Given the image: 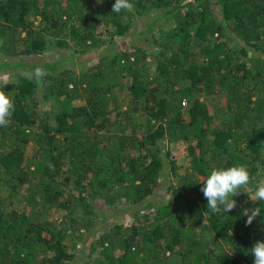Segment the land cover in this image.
Listing matches in <instances>:
<instances>
[{"label":"trees","instance_id":"trees-1","mask_svg":"<svg viewBox=\"0 0 264 264\" xmlns=\"http://www.w3.org/2000/svg\"><path fill=\"white\" fill-rule=\"evenodd\" d=\"M130 2L132 12L115 13V0H0V50L10 58L43 54L49 34L55 47L74 46L81 55L106 44L101 25L123 36L138 9L171 7L164 17L180 11L174 28L150 29L154 72L137 44L80 71L49 72L48 94L61 103L53 119L30 78L0 88L15 106L11 123L0 127V264H70L88 242V264H172L173 256L176 264H253L250 249L264 240V220L259 230L247 224L246 189L233 197L231 212L212 213L201 188L213 168L245 164L251 182L264 163V0H206L201 9L189 0ZM199 92L224 93L219 123ZM181 96L190 97L186 105L175 103ZM101 132L110 133L108 143ZM163 140L187 144L190 168L152 218L149 197L166 158L176 170ZM23 191L28 212L10 205ZM99 202L149 212L141 219L136 211L130 227L101 231ZM253 207L264 214V201ZM53 208L66 210L70 224L52 219Z\"/></svg>","mask_w":264,"mask_h":264},{"label":"rangeland","instance_id":"rangeland-1","mask_svg":"<svg viewBox=\"0 0 264 264\" xmlns=\"http://www.w3.org/2000/svg\"><path fill=\"white\" fill-rule=\"evenodd\" d=\"M189 1H193L190 6L192 9H201L206 5V0ZM208 6L215 12L217 9H219L213 3L208 2ZM167 9H171V7H146L138 9L141 12V15L138 14L133 21H131L132 19L130 17L125 18V20L131 21L132 29L128 34L123 36L113 35L114 37H112L110 36V32L108 33V30H106V28L101 25L97 32L102 39H105L106 44L100 48H92L81 55L77 53V51L74 52L75 47L73 46L71 40L69 41L73 46V50L55 47L57 36L51 34L48 35L49 48L41 55L30 56L26 58H10L7 55L5 56L0 50V88L9 85L10 83H16L20 81L21 78H30L40 89L39 95L42 99V107L44 111L49 115L50 119H53L55 113L58 111V109H60L61 103L60 98H57L54 94H48L49 79L47 77L49 72H53L56 68H74L76 71H80L82 68L86 69L89 66L97 64L101 57H105L106 55L109 57L114 56L117 49L131 50L133 45L137 44L148 50L146 56L144 58H140L141 63H144L150 68L151 72H154L156 67V58L155 53L152 52L151 49L154 44L151 39L150 29L153 26H156L155 28L157 29L160 25L164 26L166 29H172L175 27L180 16V11H176L175 13L171 12L168 17H164V15L169 12ZM217 12L219 13V11ZM29 18L33 20L36 25L39 24V17L31 14ZM110 39H113V43L111 44H109L111 41ZM231 45L236 47V43L234 41H231ZM37 67L43 69V72L39 75L35 72ZM182 85L184 84L180 83L178 86L181 88ZM174 96H171L170 98ZM198 96L207 102V104L210 106L211 113L214 116L216 123H219V115L224 110L226 105V97L224 93H218L214 96H206L204 92H199ZM189 99L190 97L181 96V98L177 99L175 103L185 100L188 102ZM129 127L131 129V123L129 124ZM99 139H101L103 143H108L110 140V133L101 132L99 134ZM159 147L161 148L163 154L169 152L170 160L175 162L174 165L176 170L172 169L173 164L171 165L169 159L166 158L164 173L160 182V186L155 190L154 194L149 197V200L153 204V208L151 210L152 213L149 214L152 218L155 216L153 212L155 208L160 207L171 200L172 191L170 188L172 186H177L181 182V177H183L190 168L186 143L179 141L169 144L166 140H163L160 142ZM260 184H264V163L262 162H259V170L253 177V180L250 182L249 187L254 190L255 187ZM246 192L244 204L247 202V206H245V212H247L248 209H251L252 203H254L252 200L254 198L253 192H248L247 189ZM10 205L21 212H28L31 210V207L28 206L24 200V191L21 194L15 196L11 200ZM98 205L100 206V212L102 215L100 216L99 224V230L101 231L106 228L111 230L112 226L115 224L122 225L123 228L130 227L136 220V217L134 216L136 211L140 210L141 219H145L144 215L142 214L149 212L143 207L128 208L124 204H121L118 210H115L112 207H107L101 202H99ZM50 215L52 219L57 220L58 224L61 223V221H63L62 223L64 224H70L66 210L53 208L50 211ZM205 218L206 217H204L203 222H205ZM263 220L264 214L261 213L253 220V227L256 230H259ZM197 229L200 230V228ZM98 234L99 233L94 234L90 240L93 241L96 236H98ZM205 237L212 238L213 235L210 232L205 231ZM90 247V242L85 245L79 243L77 248V257L70 264H88V262L93 259L89 255ZM227 249L232 251V248L229 245H227ZM170 260L172 264H176L179 260V257L173 256Z\"/></svg>","mask_w":264,"mask_h":264},{"label":"clouds","instance_id":"clouds-1","mask_svg":"<svg viewBox=\"0 0 264 264\" xmlns=\"http://www.w3.org/2000/svg\"><path fill=\"white\" fill-rule=\"evenodd\" d=\"M134 4L130 0H115L112 12L120 13L122 10L132 12ZM35 72L39 75L43 69L37 67ZM13 98L0 90V127H7L11 123L14 112ZM250 170L245 164H237L227 168H213L210 175L204 179L201 191L207 200V209L212 213L231 212L236 207L233 197L238 196L240 189L246 188L253 192V201H264V184H260L253 190L250 185ZM247 193V192H244ZM261 214L259 207H253L246 212L247 224ZM254 257L253 264H264V240H257L250 249Z\"/></svg>","mask_w":264,"mask_h":264},{"label":"built area","instance_id":"built-area-1","mask_svg":"<svg viewBox=\"0 0 264 264\" xmlns=\"http://www.w3.org/2000/svg\"><path fill=\"white\" fill-rule=\"evenodd\" d=\"M183 104L186 105V101H184Z\"/></svg>","mask_w":264,"mask_h":264}]
</instances>
